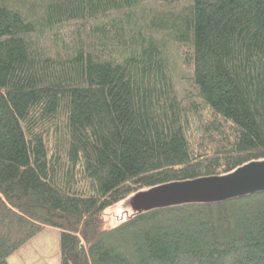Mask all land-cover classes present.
Listing matches in <instances>:
<instances>
[{"label": "trees", "instance_id": "16d2710c", "mask_svg": "<svg viewBox=\"0 0 264 264\" xmlns=\"http://www.w3.org/2000/svg\"><path fill=\"white\" fill-rule=\"evenodd\" d=\"M264 160V0H0V264H264V193L130 215Z\"/></svg>", "mask_w": 264, "mask_h": 264}, {"label": "water", "instance_id": "95a60500", "mask_svg": "<svg viewBox=\"0 0 264 264\" xmlns=\"http://www.w3.org/2000/svg\"><path fill=\"white\" fill-rule=\"evenodd\" d=\"M259 193H264V160L247 163L221 176L155 186L126 201L130 216L187 204L221 203Z\"/></svg>", "mask_w": 264, "mask_h": 264}, {"label": "rangeland", "instance_id": "374dc122", "mask_svg": "<svg viewBox=\"0 0 264 264\" xmlns=\"http://www.w3.org/2000/svg\"><path fill=\"white\" fill-rule=\"evenodd\" d=\"M130 208L123 201L105 212L106 228H114L125 220ZM127 215V216H126ZM15 264H61L60 230L46 227L17 251Z\"/></svg>", "mask_w": 264, "mask_h": 264}, {"label": "crops", "instance_id": "0c3cea01", "mask_svg": "<svg viewBox=\"0 0 264 264\" xmlns=\"http://www.w3.org/2000/svg\"><path fill=\"white\" fill-rule=\"evenodd\" d=\"M16 256H17V252L9 257L8 261H9L10 264H15L14 259L16 258Z\"/></svg>", "mask_w": 264, "mask_h": 264}]
</instances>
